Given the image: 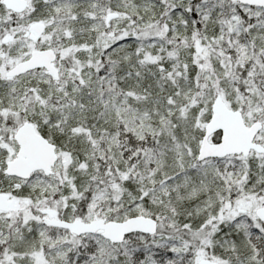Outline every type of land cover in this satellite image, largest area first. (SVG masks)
<instances>
[{
  "label": "snow or ice",
  "instance_id": "snow-or-ice-1",
  "mask_svg": "<svg viewBox=\"0 0 264 264\" xmlns=\"http://www.w3.org/2000/svg\"><path fill=\"white\" fill-rule=\"evenodd\" d=\"M0 264H264V0H0Z\"/></svg>",
  "mask_w": 264,
  "mask_h": 264
}]
</instances>
